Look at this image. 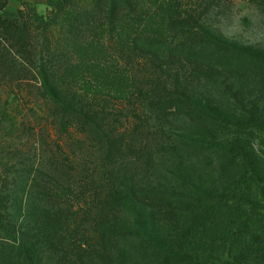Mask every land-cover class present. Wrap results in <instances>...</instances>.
<instances>
[{"label": "rangeland", "instance_id": "rangeland-1", "mask_svg": "<svg viewBox=\"0 0 264 264\" xmlns=\"http://www.w3.org/2000/svg\"><path fill=\"white\" fill-rule=\"evenodd\" d=\"M0 16V264H187L188 225L230 210L200 192L244 171L232 126L264 121V0H0Z\"/></svg>", "mask_w": 264, "mask_h": 264}, {"label": "trees", "instance_id": "trees-1", "mask_svg": "<svg viewBox=\"0 0 264 264\" xmlns=\"http://www.w3.org/2000/svg\"><path fill=\"white\" fill-rule=\"evenodd\" d=\"M116 20L112 6L110 21ZM0 21H3L1 16ZM253 124L242 127L236 123L232 126L231 142L235 146L237 160L244 165L240 177L222 193L200 192L202 195L197 200L228 203L230 210L222 217L216 214L213 206L205 205L207 207L202 209L197 219L188 225L183 240L193 243V247L190 246L186 254L187 264H242L245 251L256 253L264 247V154L256 149L257 141H264V121ZM218 216L223 218L221 225L197 234L200 227H207L205 224ZM203 237L207 240L205 244L201 241Z\"/></svg>", "mask_w": 264, "mask_h": 264}]
</instances>
